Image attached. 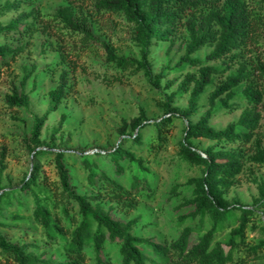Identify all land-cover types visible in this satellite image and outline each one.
I'll use <instances>...</instances> for the list:
<instances>
[{"label": "trees", "instance_id": "trees-1", "mask_svg": "<svg viewBox=\"0 0 264 264\" xmlns=\"http://www.w3.org/2000/svg\"><path fill=\"white\" fill-rule=\"evenodd\" d=\"M82 1V0H75ZM98 14L121 15L131 26L132 42L137 48L138 58L117 56L107 43L99 41L81 14L71 5H62L46 20L56 24L61 33L78 38L81 48L98 43L105 52V62L118 74L141 73L149 88L155 91L168 89L176 78L161 81L170 73H185L177 84L176 91L163 96L162 116L148 120L142 108L137 116L126 121L121 119L116 132L118 144L110 150H95L67 154L57 150L54 135L62 127L66 116L61 114L57 126L51 130L50 144L40 141V131L47 113L33 116L28 135L23 137L33 161L31 169L18 185L0 186V264H112L109 250L117 252L118 264H246L239 255L264 251V181L252 177L257 197L252 206L225 198L231 187L237 184V176L249 162L264 167V131L258 133L261 119L258 108L264 111L262 93L258 80H264V62L256 57L250 60V45L256 42L258 33H264V16L252 13L244 0H88ZM26 0H6L0 8V17L7 13L16 16L5 24L0 23V36L10 34L32 36L47 33L48 27L37 22L41 14L36 7L28 11L20 8ZM264 4V0H260ZM44 22V21H43ZM183 31L184 36L175 45V37ZM155 43H167L164 63L158 73H153L150 56ZM28 41L19 47L0 45V68L13 61ZM49 45V46H48ZM45 46H52L47 43ZM63 65L57 84L47 93L48 112H55L61 101L69 94V63L58 44L52 46ZM219 61V65H206ZM233 66L235 68H233ZM35 67L23 69L18 87H12L4 96L8 108L27 109L29 96L25 86ZM47 72L51 68H45ZM224 72L223 81L216 83ZM188 93L184 109L173 106L175 96ZM205 101L208 109L195 122L196 115ZM241 109L237 120L223 130L208 126L212 115L220 111L233 112ZM176 119L185 120L182 140L178 142L180 157L189 165L200 167L201 176L186 181L191 188L190 198L177 208L188 211L176 217L177 224L185 225L170 242H156L152 237L143 238L135 229L147 226L138 217L126 222L114 219L111 213L116 206L102 207L101 201L120 205L121 209L135 208L131 202L134 194L142 192L153 195L154 177L143 166L136 151L146 149L150 154L166 145V132ZM149 131L151 134L149 135ZM205 139L213 145L199 154L191 144L192 139ZM250 149L251 154L246 153ZM52 155V163L58 179L57 192H52L40 176V166L34 159ZM78 159L85 173L86 186L90 190L79 193L71 180L68 159ZM135 166L139 173L131 171ZM4 155L0 153V183L5 170ZM127 172V188L120 179ZM179 186H173L170 194ZM120 201H124L119 204ZM31 202L29 214H21L25 204ZM259 209V212H257ZM260 216L261 227L256 228L261 240L253 246L246 242V230L251 218ZM20 223L29 224L22 233L40 231L46 250L56 247L58 255L37 252L35 241L19 242L8 237V230L19 229ZM208 226L205 232L203 228ZM224 229L228 234L223 240H215ZM18 230V231H19ZM246 247H248L246 249ZM246 249V252H244ZM255 264H264V255Z\"/></svg>", "mask_w": 264, "mask_h": 264}, {"label": "rangeland", "instance_id": "rangeland-1", "mask_svg": "<svg viewBox=\"0 0 264 264\" xmlns=\"http://www.w3.org/2000/svg\"><path fill=\"white\" fill-rule=\"evenodd\" d=\"M6 0H0V8ZM249 10L259 18L264 16V4L260 0H244ZM62 5H71L77 14H81L93 30L94 36L104 43H107L117 56H130L138 58L137 48L132 42L131 26L118 14L103 13L98 14L92 8V3L88 0H26L21 6V11H28L31 7H36L41 14L37 22L48 27L47 33L37 32L32 36H21L10 34L0 36V45L8 44L11 47H19L25 41L27 46L23 51L15 56L13 61H9L6 66L0 68V153L4 155L5 170L1 175V187L8 184L18 185L31 169L33 163L23 137L28 135L32 123V117H41L47 113L46 120L40 131V141L50 144L51 130L57 126L61 114L66 119L60 130L54 135L55 148L67 154L84 152L91 154L95 150H110L118 144L120 137L116 130L120 127L121 119L126 121L137 116L138 108H142L148 120H158L162 116L163 109L161 103L163 96L176 91L177 84L183 79L185 73L192 71L186 68L182 72L170 73L161 81L165 82L176 78L172 87L155 91L149 88L142 74L124 73L118 74L105 62V52L98 43H92L84 49L78 38H71L66 33H61L58 26L46 20L45 14L49 15L56 8ZM16 13H7L0 17V23L5 24L14 18ZM44 21V22H43ZM184 33L181 29L175 37L177 45ZM58 44L59 49L67 58L69 63L68 81L70 84L69 94L61 101L55 112H48L47 93L57 84L58 75L63 65H56L59 61L57 53L48 47ZM167 43H155L151 50L150 61L153 73H158L164 63V51ZM250 60L256 57L264 62V33H258L256 42L250 45ZM210 65H219V61L207 62ZM35 67L33 75L25 86V93L29 96V106L27 109L8 108L4 103V96L10 93L12 87H18L22 77L23 69ZM49 66L50 72L45 68ZM233 68H235L233 66ZM228 72H224L222 77H218L216 83L223 81ZM258 89L262 93V103H264V80H258ZM188 93H181L174 98L173 106L184 109L187 106ZM192 117L195 122L200 116L205 114L208 105L205 101ZM260 112V122L258 133L264 131V111ZM241 109L233 112L220 111L212 115L208 121V126L215 130H223L230 122L237 120ZM186 122L183 119H176L173 127L166 132V145L163 149L150 154L146 149L136 151V156L142 158L143 166L149 169L154 177L153 195L147 197L144 192L134 196L131 202L135 208L121 209L120 205L102 200V207L107 209L109 205L116 206L111 213L114 219L126 222L138 217L142 222H148L147 226L135 229V234L147 238L152 237L156 242H170L175 239L178 232L185 225L177 224L176 217L185 214L188 210L178 206L190 198L191 188L186 187V181L191 178L201 176L200 167L189 165L179 155L178 142L182 140V128ZM151 132L149 131V135ZM191 144L201 155L203 150L213 145V142L205 139H192ZM264 145V141L262 142ZM246 153L251 154L250 149ZM40 166V176L44 177V184L52 192H57L58 179L52 163V155H45L34 159ZM71 170V180L74 188L79 193L90 191L86 186L85 173L83 172L78 159H68L66 161ZM131 171L139 173L135 166L130 167ZM130 172H126L120 182L127 188ZM256 177L264 181V167L245 163L242 173L237 178V184L230 188L225 198L229 201L237 200L243 206L250 207L254 198L257 197L255 186L251 183V178ZM173 186H179L176 193L170 194ZM124 201H120L119 204ZM32 209L31 202L25 204L21 214H29ZM259 212V209H257ZM261 227L260 216L251 218V222L246 230V242L248 246H253L261 240V235L256 228ZM19 229L7 231L8 237L19 242L35 241L39 252L45 251L48 254L58 255L56 247H49L47 250L41 241L40 231L35 230L25 234L21 229L29 228V224L20 223ZM205 226L202 232L207 230ZM19 230V231H18ZM228 230L219 232L215 240L226 238ZM248 247H246L247 249ZM246 249L244 252H246ZM109 258L112 264H118L117 252L114 248L109 251ZM246 264H255L264 255L262 249H258L255 254H240Z\"/></svg>", "mask_w": 264, "mask_h": 264}, {"label": "water", "instance_id": "water-1", "mask_svg": "<svg viewBox=\"0 0 264 264\" xmlns=\"http://www.w3.org/2000/svg\"><path fill=\"white\" fill-rule=\"evenodd\" d=\"M1 193V192H0Z\"/></svg>", "mask_w": 264, "mask_h": 264}]
</instances>
